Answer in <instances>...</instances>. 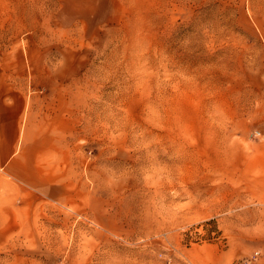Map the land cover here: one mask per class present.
Returning a JSON list of instances; mask_svg holds the SVG:
<instances>
[{"label":"rangeland","instance_id":"1","mask_svg":"<svg viewBox=\"0 0 264 264\" xmlns=\"http://www.w3.org/2000/svg\"><path fill=\"white\" fill-rule=\"evenodd\" d=\"M0 56L65 112L0 264H264V0H0Z\"/></svg>","mask_w":264,"mask_h":264},{"label":"crops","instance_id":"2","mask_svg":"<svg viewBox=\"0 0 264 264\" xmlns=\"http://www.w3.org/2000/svg\"><path fill=\"white\" fill-rule=\"evenodd\" d=\"M18 68L23 69L17 62H2L0 56V171L24 183L30 191L56 196L62 189L54 183L58 180L55 175L59 150L63 149L58 143L59 139L64 141L65 135L58 120L64 118L65 112L53 103L46 106V100L37 96H27L24 83L18 85L11 72ZM31 69L37 68L31 65ZM22 111H25L27 124L23 133H19L18 119ZM44 119H48V125L44 124ZM69 124L72 131L73 125ZM46 159H52L47 166Z\"/></svg>","mask_w":264,"mask_h":264},{"label":"built area","instance_id":"3","mask_svg":"<svg viewBox=\"0 0 264 264\" xmlns=\"http://www.w3.org/2000/svg\"><path fill=\"white\" fill-rule=\"evenodd\" d=\"M257 135H260V133H256Z\"/></svg>","mask_w":264,"mask_h":264}]
</instances>
